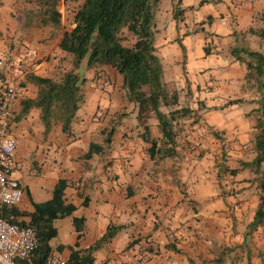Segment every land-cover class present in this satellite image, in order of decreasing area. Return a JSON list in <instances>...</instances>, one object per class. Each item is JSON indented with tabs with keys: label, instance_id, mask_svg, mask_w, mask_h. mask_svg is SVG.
<instances>
[{
	"label": "crops",
	"instance_id": "crops-1",
	"mask_svg": "<svg viewBox=\"0 0 264 264\" xmlns=\"http://www.w3.org/2000/svg\"><path fill=\"white\" fill-rule=\"evenodd\" d=\"M66 2L58 1L61 23L53 26L30 21V10L37 7L31 0H0V59L4 63L0 79L11 82L14 66L21 58H26L28 66L15 101L11 129L17 139L18 165L12 175L25 193L16 207L31 211L32 202L52 197L60 178L68 181L64 201L73 204L75 210L69 216L54 220L57 235L49 242L52 250L66 259L72 248L82 250L93 245L108 225L113 224L120 229L94 251L92 264H264V223L252 230L248 228L259 204V196L250 197L257 187V174L242 164L255 157L257 119L244 117V111L237 112L247 105L242 100L246 69L239 61L226 56L230 46L236 44L234 32L239 34L262 26L259 16L264 0H205L203 3L172 0L166 13L157 7L154 46L162 63V81L165 84L173 81L180 96L186 97L189 90L188 94L198 96L201 101L206 98V109L211 112L208 124L213 126V135H223L229 145L221 154L223 165L214 168L210 166L211 160L207 161L205 167H211L209 173L214 176L201 174L195 183L193 175L198 172L181 162L179 144L177 156L151 159L147 150L150 144L142 139L136 123L131 124L127 117L108 130V133L112 130L108 138L107 130L100 126L107 111H118L121 104L115 91L120 87L104 90L101 85L93 86L100 81L94 75V68L82 64L78 69L87 81L70 133L62 132L60 124L59 131L52 136L53 122L46 128L39 107L22 111L23 100L38 95V86L28 79L29 75L52 78L55 71L66 72L72 68V64L68 65L72 56L60 49L58 43L62 32L73 27V10L83 0L73 1L76 8L70 11L69 22H66L69 12ZM167 14L170 23H167ZM195 27L202 28L209 36L185 33ZM206 47L208 54L204 51ZM235 99L240 102L226 104ZM96 113L100 118L95 117ZM135 128H138L137 134H124ZM149 129L152 138L160 139V132L154 134L150 126ZM92 143L103 146V152L87 157ZM162 162L165 169L163 164H158ZM34 167H39L40 172L32 178ZM226 167L237 171L230 174L224 170ZM261 171L264 173V161ZM226 172L238 179L232 187L238 194L216 196V184ZM251 182L256 183L254 187ZM195 186L196 189L190 190ZM190 199L197 201L194 205L197 209L190 206ZM75 217L83 220L78 221L82 228L79 236L73 222ZM58 220L62 222L57 224Z\"/></svg>",
	"mask_w": 264,
	"mask_h": 264
},
{
	"label": "trees",
	"instance_id": "trees-1",
	"mask_svg": "<svg viewBox=\"0 0 264 264\" xmlns=\"http://www.w3.org/2000/svg\"><path fill=\"white\" fill-rule=\"evenodd\" d=\"M31 1L37 7L30 10L28 17L30 21L36 20L42 25H60L61 13L57 10L59 0ZM159 1L83 0L73 10V27L62 32L58 43L60 49L72 56V68L64 72L59 81L49 77L29 75L28 79L38 86V95L36 98L23 100L22 111L25 112L32 106L39 107L46 128L49 129L51 120L55 119L60 122L62 132L70 133L71 121L82 101V87L87 81V78L78 71L79 67L82 64L94 69L102 65L110 66L122 75L128 98L137 103V120L143 127L140 135L150 144L147 148L150 158L163 160L177 156V132L173 121L179 116L195 113L196 109L180 106L178 91H168L162 81V64L154 46V10ZM204 1L200 0V3ZM210 19L211 17L208 16V20ZM259 19L262 23L260 28H250L241 34L251 33L264 41V10L260 13ZM129 35L132 38L131 44H123V40ZM234 35L239 34L234 32ZM209 52L206 47L205 53ZM231 53L237 61L245 64L247 69L245 79L253 80L261 89L264 52L236 46ZM236 102H240V99L230 100L226 104ZM161 105L171 108L165 112L160 109ZM256 111L259 112L255 125L258 131L254 136L256 154L251 162H242L244 167H250L257 174L256 182L259 189V204L254 219L248 225L250 230L264 223V173L261 171V162L264 161V103ZM144 112L154 114L161 132L160 139L156 140L150 136L146 122L149 116L144 115ZM111 133L112 130L108 138ZM101 152L103 146L92 143L86 156L91 157L93 153ZM224 170L230 174H235L237 171L228 167ZM66 186L68 181L60 178L52 190V197L43 202H32L31 211L20 210L16 206L0 208V213L10 223L31 226L35 229L37 247L32 253L30 264H44L52 251L49 242L57 235L54 220L69 216L75 210L73 204L64 201ZM26 194L29 196L28 190ZM79 220L83 221L81 218L73 219L78 236L82 231L81 226L78 225ZM119 229L120 226L109 224L103 236L93 245L82 250L72 248L66 264H92L94 251L110 240ZM20 263L29 264L24 261Z\"/></svg>",
	"mask_w": 264,
	"mask_h": 264
},
{
	"label": "rangeland",
	"instance_id": "rangeland-1",
	"mask_svg": "<svg viewBox=\"0 0 264 264\" xmlns=\"http://www.w3.org/2000/svg\"><path fill=\"white\" fill-rule=\"evenodd\" d=\"M68 2H66V9L69 10L68 15H66V22L70 21V13L72 12V9L76 8V5L73 4L74 2H78L80 0H67ZM172 0H160L157 7L159 6V9L161 12L166 13L170 10L171 6H172ZM155 8L154 10V15L155 13H157V15L159 14V11L157 10L158 8ZM264 10V9H263ZM71 11V12H70ZM168 19H167V23H170V17L167 14ZM260 21V20H259ZM262 25V23H261ZM256 28H260V27H256ZM165 30L162 31V33H164ZM198 33V35L204 36L205 38H207L209 36L208 32H205L202 28L200 27H195L192 28L190 30H187L185 33ZM166 33H168L166 31ZM190 33V34H191ZM179 41V40H177ZM132 42V38L129 37L125 40H123V44H131ZM241 47L244 46L246 48H250L252 50H258L261 52H264V41L259 38L256 35H253L251 33H246L245 35L241 34V32L239 33V35L236 37V44L231 45L230 49L227 50V48H225L226 51V56L228 57V59H235V56L231 53L232 49L234 47ZM205 51V49H204ZM245 56V55H244ZM72 61L70 60L68 62V65H71ZM162 64V63H161ZM183 64V62H182ZM241 66L245 64L243 63H239ZM170 66V65H169ZM66 68V67H65ZM163 69V68H162ZM246 69V67H245ZM69 70V69H67ZM95 71V76H97L98 79H100L99 82L96 81V84L93 85L95 87H98L101 85V89L106 90L105 88L109 87V88H117L120 87V90L118 89L117 91H115V96L118 98V100L120 101V107H118V111L117 110H113V111H107L109 113H106V115H104V120L101 122L102 125L100 126L103 127L104 126V130H107V135L108 130L115 125L118 121H121L124 118H128V121L132 124V122L136 123V127H139L140 132L143 131V127L141 126V124H139L138 120H137V113H138V106L137 103L131 101L127 95V91L123 86V82L121 79L120 74L113 69L110 66H106V65H102V66H98L97 68L94 69ZM247 72V69H246ZM63 71L61 69L57 70L54 72V74L52 75V78L56 81H59L63 75ZM240 74V73H239ZM100 83V84H99ZM173 83V81H172ZM171 81H168V84H165V87L167 88L168 91L172 92L174 90H176V85H172ZM187 86V85H186ZM84 87V85H83ZM82 87V89H83ZM209 87H206L205 89H207ZM146 92H148L147 90H145ZM242 91H243V97L242 100H244L243 102L247 103V105H243L241 106V110L239 109V111L237 110L238 113H240L241 111H244V117H251V119H253L255 121V119H258L259 117V112H256V109L259 108V106H261L264 103V75L262 76V87L260 89V87H257L256 83L253 80H246L244 78V85L242 87ZM184 93V92H183ZM185 94V93H184ZM182 95V94H181ZM245 96V98H244ZM180 106H184V107H189L190 105L193 106L194 109H196L195 113L189 114V115H185V116H179L177 119H175L173 121L174 124V128L177 132V139L178 140V144L180 147L179 150V154H180V160L181 162L184 163H188L189 165H191L193 167V169L197 170L198 174L197 175H193V179H194V183L197 182L198 178L201 176V174L204 177H209L212 178L214 176V174H211L212 172L209 173V170L211 169V167H205L207 164V161L211 160L210 162L212 163V165L210 164V166L212 167H217L220 165H223L224 163H222L220 161L223 160V158L221 157L222 153H225L227 151V149L229 148L228 142H226V138L219 134L217 137H214L213 135V126L208 124V120H209V114L211 112H209L208 109H206V105H205V99L203 101H201L199 99V97L197 96H192L188 93H186V97L184 95L180 96ZM123 106V107H122ZM171 108V107H170ZM170 108H166L164 107V105H161L160 109L168 112ZM128 112V113H127ZM207 113V114H206ZM130 114V115H129ZM144 115L149 116L147 119V124L148 126H150L152 132L154 134L159 133L160 132V128L157 127V120L154 117V114L152 112H144ZM96 118H100V116L97 115L96 113ZM53 122V128L51 130V135L54 136L56 131H59V125L60 122L56 121L55 119H52ZM156 125V127L154 126ZM138 128H135L134 130L132 129V132H129L130 130H127L124 132V134H128L131 133L130 136H133L134 134H137ZM216 131V130H215ZM218 132V131H217ZM100 134H102L100 132ZM161 134V132H160ZM106 135V136H107ZM222 138V139H220ZM220 139V140H218ZM252 149V147H250L248 149V151H250ZM213 157V159H211V157ZM228 158V155H227ZM171 160V158H169L167 160V162H169ZM226 160V158L224 159ZM164 162V161H163ZM158 163V164H163V168L164 167V163ZM214 162V163H213ZM204 167V168H202ZM208 168V170H207ZM201 169V170H200ZM203 172H200V171ZM205 170V171H204ZM32 178L37 177V175L39 174L40 170L39 167H34L32 168ZM215 171V170H214ZM213 171V172H214ZM200 172V173H199ZM209 173L208 175H206V173ZM225 176L222 177L223 179L219 180V182H217L216 184V196L217 195H226V194H232L235 196V194H238V190H235L234 188L232 189V187L234 186L235 182H238V179H236V176H230L228 174V172H226L224 174ZM254 178V176L252 177ZM249 179L250 180H252ZM257 178V177H256ZM192 179V180H193ZM242 181L245 180L241 179ZM255 180V178H254ZM253 187L256 183L251 182ZM192 189H196L195 187H192L190 190ZM256 190V191H255ZM255 190L254 193H252L250 195V197L252 199H254L253 197L258 198L257 196H259V192L257 187L255 186ZM214 191V192H215ZM215 195H212V197H214ZM190 202H192L190 204V206H194L197 204L196 200L190 199ZM237 202V201H236ZM199 207L201 206L200 204H198ZM196 209L197 207L194 206ZM194 208V209H195ZM201 208V207H200ZM66 222H70L69 219H65ZM62 222V220H58L57 224H60ZM251 242V240L249 241ZM256 247V246H254ZM257 248L259 249V246H257ZM261 250V249H260Z\"/></svg>",
	"mask_w": 264,
	"mask_h": 264
},
{
	"label": "built area",
	"instance_id": "built-area-1",
	"mask_svg": "<svg viewBox=\"0 0 264 264\" xmlns=\"http://www.w3.org/2000/svg\"><path fill=\"white\" fill-rule=\"evenodd\" d=\"M0 59V71L3 70ZM14 78L11 82L0 79V208L13 207L21 203L24 189L13 177L17 169V139L12 134L15 101L19 89L28 73L26 58H21L14 66ZM37 247L36 231L31 226L10 223L0 213V264L31 263V256ZM44 264H66L58 251L52 250Z\"/></svg>",
	"mask_w": 264,
	"mask_h": 264
}]
</instances>
